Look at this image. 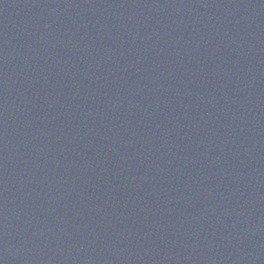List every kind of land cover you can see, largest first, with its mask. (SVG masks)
<instances>
[{"label":"water","instance_id":"water-1","mask_svg":"<svg viewBox=\"0 0 264 264\" xmlns=\"http://www.w3.org/2000/svg\"><path fill=\"white\" fill-rule=\"evenodd\" d=\"M0 264H264V0H0Z\"/></svg>","mask_w":264,"mask_h":264}]
</instances>
